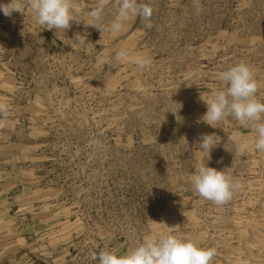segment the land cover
I'll use <instances>...</instances> for the list:
<instances>
[{
    "label": "rangeland",
    "instance_id": "374dc122",
    "mask_svg": "<svg viewBox=\"0 0 264 264\" xmlns=\"http://www.w3.org/2000/svg\"><path fill=\"white\" fill-rule=\"evenodd\" d=\"M142 2L151 29L70 22L49 47L30 10L0 12V264H97L161 232L215 247L212 264H264V153L233 118L203 122L200 99L243 61L264 100V0ZM115 11L108 0L105 23ZM202 135H215L210 159ZM204 160L244 183L222 206L191 184Z\"/></svg>",
    "mask_w": 264,
    "mask_h": 264
},
{
    "label": "clouds",
    "instance_id": "9594fccd",
    "mask_svg": "<svg viewBox=\"0 0 264 264\" xmlns=\"http://www.w3.org/2000/svg\"><path fill=\"white\" fill-rule=\"evenodd\" d=\"M108 0H97L85 17L76 11L73 0H8L0 3V12L11 18L13 13H25L30 10L37 25L48 30L55 29V35L63 34L71 27L70 22L95 27L104 32L118 33L124 30L125 22L137 17L148 29L153 28L154 8L142 0H115L114 18L105 23ZM129 55L127 50L117 53L120 59ZM135 65L143 70H150L153 59L149 55H138ZM222 87L215 90L210 99L202 96L207 111L201 120L215 127L216 124L233 118L240 127L250 128L254 133L252 147L264 153V100L257 93L259 84L254 69L240 61L219 73ZM8 105L0 102V126L8 114ZM215 135H202L198 149L210 159L212 149L217 145ZM245 146H240L244 150ZM194 191L203 199L216 206H222L232 200L234 194L242 190L244 183L238 178L208 167L205 160L191 174ZM217 254L215 247H202L194 240L179 237L171 232H161L146 237L124 254L116 250H102L94 259L97 264H212Z\"/></svg>",
    "mask_w": 264,
    "mask_h": 264
},
{
    "label": "crops",
    "instance_id": "0c3cea01",
    "mask_svg": "<svg viewBox=\"0 0 264 264\" xmlns=\"http://www.w3.org/2000/svg\"><path fill=\"white\" fill-rule=\"evenodd\" d=\"M95 1L97 0H73L76 11L83 16V14L87 13L89 11V6L94 5ZM27 19L31 21V19L34 21L33 14L31 12L28 13ZM32 14V16L30 15ZM85 16V15H84ZM33 30L34 33L39 37L43 38L45 41H47V46H53L57 45L58 43V34L55 35V29L48 30L46 28H43L42 26L37 25L36 23L33 24Z\"/></svg>",
    "mask_w": 264,
    "mask_h": 264
}]
</instances>
